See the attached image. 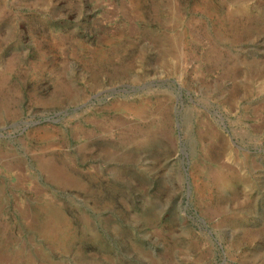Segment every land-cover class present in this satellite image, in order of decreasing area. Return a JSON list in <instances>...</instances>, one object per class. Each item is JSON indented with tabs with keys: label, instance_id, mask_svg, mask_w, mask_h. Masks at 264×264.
<instances>
[{
	"label": "rangeland",
	"instance_id": "rangeland-1",
	"mask_svg": "<svg viewBox=\"0 0 264 264\" xmlns=\"http://www.w3.org/2000/svg\"><path fill=\"white\" fill-rule=\"evenodd\" d=\"M0 264H264V0H0Z\"/></svg>",
	"mask_w": 264,
	"mask_h": 264
},
{
	"label": "bare ground",
	"instance_id": "bare-ground-1",
	"mask_svg": "<svg viewBox=\"0 0 264 264\" xmlns=\"http://www.w3.org/2000/svg\"><path fill=\"white\" fill-rule=\"evenodd\" d=\"M51 164V163H50Z\"/></svg>",
	"mask_w": 264,
	"mask_h": 264
}]
</instances>
